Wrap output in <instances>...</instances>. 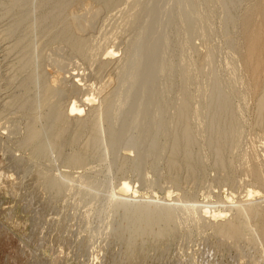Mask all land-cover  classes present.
Returning a JSON list of instances; mask_svg holds the SVG:
<instances>
[{"label":"rangeland","instance_id":"1","mask_svg":"<svg viewBox=\"0 0 264 264\" xmlns=\"http://www.w3.org/2000/svg\"><path fill=\"white\" fill-rule=\"evenodd\" d=\"M255 1L0 0V264H264L251 226L215 227L264 164L237 44Z\"/></svg>","mask_w":264,"mask_h":264},{"label":"bare ground","instance_id":"2","mask_svg":"<svg viewBox=\"0 0 264 264\" xmlns=\"http://www.w3.org/2000/svg\"><path fill=\"white\" fill-rule=\"evenodd\" d=\"M72 1H74V0H72ZM79 2V1H78ZM76 3V2H75ZM252 3V2H251ZM80 4V3H79ZM107 4V3H106ZM101 8V7H100ZM104 9V8H103ZM189 10V9H188ZM97 11H100V10H97ZM75 13V12H74ZM73 14V13H72ZM201 16V15H200ZM70 18V17H69ZM68 19V18H67ZM239 22H240V24H241V26H242V30H241V33H240V35H239V37H238V43L237 44H239L238 46H239V49H240V58H241V62H242V70L240 69L239 71H241V73H243L242 75V77H244L245 79H246V84H247V92L249 93V95L250 96H252V98L254 97L255 98V106H256V108H255V111H256V115H257V117H256V122H255V125H260V127H263V129H264V0H257V1H255L254 3H252V4H250L249 3V5L247 6V8L245 9V12L240 16V18H239ZM92 25V24H91ZM128 25V24H127ZM185 36V35H184ZM112 38H113V36H112ZM112 41H114L113 39H112ZM108 42V41H107ZM184 42H186V41H184ZM188 42V41H187ZM182 43V42H181ZM180 43V44H181ZM185 44V43H184ZM187 44V43H186ZM182 46V45H181ZM60 48V47H59ZM63 51V50H62ZM59 52V51H58ZM190 57H191V55H190ZM182 58V57H181ZM186 58H188V57H186ZM91 59V58H90ZM184 60V59H183ZM191 61H192V59H191ZM92 62V61H91ZM184 62V61H183ZM95 63V62H94ZM192 63V62H191ZM194 63V62H193ZM55 64V63H54ZM222 64V63H221ZM228 64V63H227ZM90 65V64H89ZM181 65V64H180ZM194 65V64H193ZM229 65V64H228ZM232 65V64H231ZM231 65H229V66H231ZM234 65V64H233ZM56 66V65H55ZM187 66V65H186ZM190 66V65H189ZM222 66H225V65H223L222 64ZM236 66V65H235ZM185 67V66H184ZM237 67V66H236ZM225 68V67H224ZM234 68V67H233ZM238 68V67H237ZM223 69V68H222ZM187 70H189V69H187ZM225 70V69H224ZM238 70V69H237ZM220 71V70H219ZM239 71H236L235 70V72H239ZM240 73V74H241ZM232 74V73H231ZM236 74V73H235ZM238 75V74H237ZM236 75V76H237ZM132 76V75H131ZM93 79V78H92ZM232 79V78H231ZM242 79V78H241ZM229 80V79H228ZM233 80V79H232ZM236 80V79H235ZM104 83V82H103ZM221 83V82H220ZM241 83V82H240ZM244 83V82H243ZM226 84V83H225ZM224 84V85H225ZM232 84V83H231ZM230 84V85H231ZM236 84H238V83H236ZM88 85V84H87ZM229 85V86H230ZM242 85V84H241ZM228 86V87H229ZM244 86V85H243ZM242 86V87H243ZM246 86V85H245ZM244 86V87H245ZM227 86L226 87H224V88H227V89H230V88H232L233 87V85H232V87L230 86V88H228ZM237 87V86H236ZM239 87V86H238ZM83 89V88H82ZM227 89H225V91L227 92ZM245 89V88H244ZM106 90V89H105ZM224 90V89H223ZM246 90V89H245ZM241 92V91H240ZM228 93H231V90H230V92L228 91ZM243 93V92H242ZM99 94V93H98ZM241 94V93H240ZM89 95V93L87 92V95H86V98H87V96ZM181 95V94H180ZM216 95V94H215ZM217 95H219V94H217ZM241 95H243V94H241ZM240 95V96H241ZM81 96V95H80ZM85 96V95H84ZM225 96H226V94H225ZM228 96V95H227ZM240 96H238V97H240ZM176 97V96H175ZM182 97V96H181ZM218 97V96H217ZM217 97H215L214 96V98L213 99H217ZM230 97H231V95H230ZM242 97H245V96H242ZM80 98V97H79ZM85 98V99H86ZM183 98V97H182ZM182 98H180V99H182ZM221 98V97H220ZM241 98V97H240ZM240 98H238V101L240 100H242V99H240ZM84 99V98H83ZM88 99V98H87ZM227 99H228V97H227ZM229 100V99H228ZM236 100V99H235ZM237 101V100H236ZM68 102H69V100H68ZM68 102H67V104H68ZM74 101H72V103H73ZM79 102V101H78ZM178 102H180V100L178 101ZM244 102V98H243V101H242V103ZM87 103V102H86ZM236 103V102H235ZM70 104V103H69ZM121 104V103H120ZM182 104V103H181ZM226 105H221L222 107L219 109V111L217 112V114L215 115L216 117H214V119L212 120V122L214 123V122H217V121H219L220 120V118H222V117H224L225 115H227V113H228V107H229V109H230V107H231V105L230 106H227V103H225ZM230 104H231V101H230ZM245 104V103H244ZM66 105V104H65ZM229 105V104H228ZM236 105L237 104H235L234 106H235V108L234 109H236V111L238 110V107H236ZM246 105V104H245ZM250 105V104H249ZM182 106V105H181ZM234 106H232V107H234ZM244 106V105H243ZM243 106H241V107H243ZM116 107V106H115ZM118 107V106H117ZM188 107V106H187ZM172 108V107H171ZM244 108V107H243ZM182 109V108H181ZM194 109V108H193ZM192 109V110H193ZM247 109V108H246ZM171 110V109H170ZM185 110V109H184ZM245 110V109H244ZM182 111V110H181ZM194 111V110H193ZM192 111V114L191 113H189V114H191L192 116H194V115H196V116H198L196 113H197V111L195 110L194 112ZM199 111V110H198ZM235 111V112H236ZM241 110H238L237 112L239 113V114H237V115H240V113H242V112H240ZM255 111H253V113L255 114ZM182 112H184V111H182ZM187 112H188V110H187ZM231 112H232V110H231ZM245 112V111H244ZM248 112V111H247ZM172 113V112H171ZM216 113V112H215ZM177 114V113H176ZM181 114V113H180ZM186 114H188V113H186ZM236 114V113H235ZM244 114V113H243ZM182 115V114H181ZM183 115H185V113L183 114ZM233 116H234V114H233ZM242 115H240V116H238L239 117V120L241 121L242 120V118L244 117V116H242ZM253 116V115H252ZM189 117V116H188ZM199 117V116H198ZM198 117L196 118H194V119H198ZM238 117H236V118H238ZM246 117V116H245ZM245 117H244V121L242 120V122H246L247 121V119H245ZM253 117H255V115L253 116ZM179 118H180V116H179ZM182 118V117H181ZM191 118V117H190ZM178 120V119H177ZM180 120V119H179ZM238 120V119H237ZM238 120V121H239ZM253 119H251V121H252ZM222 121V120H221ZM231 121V120H230ZM234 121H235V119H234ZM237 121V125L235 124V123H231V125L229 126V129L228 130H220V132H217V137L220 139V138H224V136H230L231 137V140H232V138H233V136H235V134L237 133L238 134V131H240L239 133H242V132H246V129H245V131H242V128L246 125V124H248L250 121H248V123H246L244 126L243 125H241L242 124V122H241V124H240V126H238V123H240V122H238ZM224 122V121H223ZM253 122V121H252ZM251 122V123H252ZM177 123V122H176ZM204 123V122H203ZM213 123H211V124H213ZM205 124V123H204ZM203 124V125H204ZM223 124V123H222ZM244 124V123H243ZM250 124V123H249ZM248 124V125H249ZM201 125V124H200ZM206 125V124H205ZM224 125V124H223ZM226 125V124H225ZM229 125V124H228ZM247 125V126H248ZM251 125V124H250ZM254 125V124H253ZM252 125V126H253ZM242 126V127H241ZM252 126H250V127H252ZM100 126H97L96 128H99ZM254 127V126H253ZM245 128V127H244ZM254 128H256V127H254ZM224 129V128H223ZM226 129V128H225ZM248 130L247 131H249V126H248V128H247ZM251 129V128H250ZM219 130V129H218ZM244 130V129H243ZM260 130V129H259ZM242 131V132H241ZM189 132V129H185L184 130V133H188ZM250 132V131H249ZM248 132H246V134H247ZM189 134V133H188ZM243 134H245V133H243ZM246 134L244 135V136H246ZM185 135V134H184ZM240 135H242V134H240ZM250 135V134H249ZM243 136V135H242ZM241 136V137H242ZM229 137V138H230ZM238 137H239V135H238ZM240 137V138H241ZM227 138V137H226ZM240 138H238V139H240ZM202 139V138H201ZM219 139H217V140H219ZM249 139V138H248ZM204 140V139H203ZM221 140V139H220ZM228 140V139H227ZM237 140V139H236ZM241 140V139H240ZM243 140V139H242ZM244 141V140H243ZM243 141H241V142H243ZM237 142H238V140H237ZM237 142H235V143H237ZM241 142H239L240 144H241ZM246 142V139H245V141L243 142V144ZM238 143V144H239ZM222 144V143H221ZM225 144H226V142H225ZM229 144V143H228ZM239 144V145H240ZM247 144V143H246ZM239 145H237V147L239 146ZM248 145V144H247ZM243 146V145H242ZM242 146H240V147H242ZM244 146H246L245 144H244ZM263 146V145H262ZM239 147V148H240ZM249 147V146H248ZM238 148V149H239ZM244 148V147H243ZM251 148V147H250ZM245 149V148H244ZM243 150V149H242ZM249 151V150H248ZM247 151V152H248ZM235 152H237L236 150H235ZM240 152V153H239ZM241 152H243V151H238L236 154H235V157H239V155L241 154ZM245 152H246V150H245ZM246 152V153H247ZM253 152V151H252ZM262 152V151H261ZM260 152V153H261ZM233 153V152H232ZM239 153V154H238ZM251 153V152H250ZM256 153V152H255ZM264 153V152H263ZM128 154V153H127ZM241 156V155H240ZM242 156H245V155H242ZM233 158V156H232V159H236V158ZM248 157H249V155H248ZM73 158V157H72ZM80 157H78V158H76V160H77V162H80L81 160L79 159ZM240 158H242V157H240ZM250 158V157H249ZM257 157H255V159H256ZM75 159V158H74ZM247 159V158H246ZM252 159V158H251ZM242 160V159H241ZM243 160H244V158H243ZM242 160V161H243ZM249 160V159H248ZM260 159H258V161H259ZM75 161V160H74ZM236 161L237 162H240L239 161V159H236ZM241 161V162H242ZM257 161V159L256 160H254L253 161V163H252V165L251 164H248L249 166H250V168H249V170H248V174H251V176L253 177V179H254V182H255V184L257 185L256 187H254V188H251L246 194H247V197H248V200L246 201L247 203L246 204H240L239 206H238V209H237V218H239V223L238 222H236V221H228V222H225V221H227V220H225L224 222H222L223 221V219H222V221L220 222H218L217 224H215L216 226V230H217V233L219 234V235H221V236H223V237H227L229 240L231 239H237V238H239L240 236H241V230H243L242 229V227L244 226H248V227H252V230H253V232H254V235H255V237H257V239L259 240V241H264V206H262L261 204H259V203H256L259 199H260V197H259V194L261 193V190L263 191L264 189H262V187H264V164H262V162L260 163V162H258ZM244 164V166H245V160H244V162H243ZM248 163H251V162H249L248 161ZM230 164V163H229ZM240 164V163H239ZM241 165H242V163H241ZM246 165H247V163H246ZM243 166V167H244ZM236 167V166H235ZM247 169V168H246ZM240 170V169H239ZM242 170V169H241ZM243 171V170H242ZM244 172H246V171H244ZM243 172V173H244ZM250 176V175H249ZM251 177V178H252ZM2 180L0 179V182H1ZM78 180L77 179H73L72 180V183L74 184V182H77ZM240 182V181H239ZM238 182V183H239ZM235 186H237V184L235 185ZM252 186V185H251ZM72 187V186H71ZM139 188H141L140 186H139ZM136 190L138 189V187L137 188H135ZM134 189V191L132 190V187L129 185V183H128V181L127 182H123V183H121V186H120V188H119V194H121V195H129V193L131 192L132 193V191H133V194H134V196L136 197V195H138V193H137V191ZM231 189V188H230ZM233 189H234V187H233ZM232 189V190H233ZM235 189H238V187L237 188H235ZM145 191V190H144ZM234 191V190H233ZM236 191V190H235ZM244 192V191H243ZM130 193V194H131ZM144 193H146L147 194V191H145ZM140 194V193H139ZM235 194V193H234ZM233 193H232V195H234ZM167 195L168 196H170V192L169 193H167ZM166 195V196H167ZM210 195V194H209ZM230 195H231V192H230ZM245 195V194H244ZM130 196H132V195H130ZM133 196V197H134ZM172 196V195H171ZM170 196V197H171ZM225 196V195H224ZM209 197V196H208ZM208 197H206V198H208ZM143 199L144 198H147V196L145 197H142ZM169 198V197H168ZM227 199V198H226ZM231 204L233 203V202H235L234 201V198H233V196H231V197H229L228 199H227ZM227 200H225V201H227ZM260 201V200H259ZM228 202V203H229ZM262 202V201H261ZM222 203V202H221ZM227 202H226V204H228ZM189 204V203H188ZM230 204V205H231ZM233 204H235V203H233ZM232 204V205H233ZM191 205V204H190ZM223 205V204H222ZM194 206H195V204L193 203L192 205H191V207L190 206H186V208H189L190 207V209L192 210L193 208H194ZM229 206V205H228ZM234 206V205H233ZM7 207H10V206H7ZM6 207V208H7ZM224 207H225V205H224ZM176 208V207H175ZM175 208H173L174 209V212H175ZM181 208V207H180ZM201 208V207H200ZM190 209H188L189 211V213H190ZM198 209V208H197ZM202 209V211H203V213L202 214H204L205 216H209L210 218H211V221H212V219L214 220V222H215V220H219V219H221L222 217H224V215L226 214V211H222V210H219V209H210L209 208V206H207V204L204 206L203 205V207L201 208ZM225 209V208H224ZM7 210V209H6ZM179 210V209H178ZM186 210V209H185ZM184 210V211H185ZM227 210H228V208H227ZM233 210V209H232ZM7 211H9V213H14V208H12V207H10V208H8V210ZM177 211V210H176ZM180 212V211H179ZM227 212H229V211H227ZM231 212V211H230ZM169 214H170V212H169ZM176 214H178V213H176ZM198 214V213H197ZM182 215V214H181ZM203 215V216H204ZM199 216H201V215H199ZM198 216V217H199ZM172 217H174V216H172ZM181 217H183V216H181ZM193 217H195V216H193ZM178 218V217H177ZM180 218V217H179ZM178 218V219H179ZM226 218V217H225ZM237 218H236V220H237ZM197 219V218H196ZM202 219V218H201ZM180 221H181V219H179ZM193 219H191V221H192ZM208 222V221H207ZM179 223V222H178ZM180 225V224H179ZM251 227H250V229H251ZM247 228V227H246ZM251 230V231H252ZM1 233V232H0ZM251 233V232H250ZM247 236V235H246ZM242 239V238H241ZM246 239V238H245ZM56 240V239H55ZM247 241V240H246ZM249 242V241H248ZM261 245V244H260ZM248 249H249V247H248ZM247 249V250H248ZM252 250V249H251ZM249 251V250H248ZM131 264H132V262H131Z\"/></svg>","mask_w":264,"mask_h":264}]
</instances>
